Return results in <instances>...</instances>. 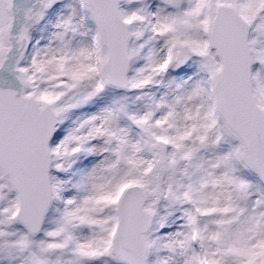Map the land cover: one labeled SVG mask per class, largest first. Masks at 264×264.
<instances>
[{"label":"snow or ice","instance_id":"6c2138e0","mask_svg":"<svg viewBox=\"0 0 264 264\" xmlns=\"http://www.w3.org/2000/svg\"><path fill=\"white\" fill-rule=\"evenodd\" d=\"M0 264H264V0H0Z\"/></svg>","mask_w":264,"mask_h":264}]
</instances>
